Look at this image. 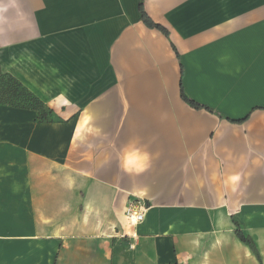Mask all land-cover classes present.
I'll list each match as a JSON object with an SVG mask.
<instances>
[{"label": "crops", "instance_id": "1", "mask_svg": "<svg viewBox=\"0 0 264 264\" xmlns=\"http://www.w3.org/2000/svg\"><path fill=\"white\" fill-rule=\"evenodd\" d=\"M139 2L0 0V264H264V0Z\"/></svg>", "mask_w": 264, "mask_h": 264}, {"label": "trees", "instance_id": "2", "mask_svg": "<svg viewBox=\"0 0 264 264\" xmlns=\"http://www.w3.org/2000/svg\"><path fill=\"white\" fill-rule=\"evenodd\" d=\"M144 1L140 0L139 10L141 12V19L143 23L153 29H159L165 35L168 36V31L159 24H156L147 14L144 7ZM183 73V71H182ZM181 94L183 99L191 105L193 108L202 109L205 106L200 105L193 100L189 99L181 83ZM0 105L10 106L20 109L34 110L38 113V120L40 122H50L53 120V110L48 108L46 104L32 93L27 87H25L17 78L10 74H0ZM210 110L209 108H206ZM211 111V110H210ZM233 122V121H232ZM236 236L240 241L247 244L251 250L255 253L259 261H261L260 254L255 246L253 240L245 235L243 231L238 227L236 230Z\"/></svg>", "mask_w": 264, "mask_h": 264}, {"label": "built area", "instance_id": "3", "mask_svg": "<svg viewBox=\"0 0 264 264\" xmlns=\"http://www.w3.org/2000/svg\"><path fill=\"white\" fill-rule=\"evenodd\" d=\"M147 204L143 200H131L126 210V218L133 227L138 226L145 220Z\"/></svg>", "mask_w": 264, "mask_h": 264}, {"label": "clouds", "instance_id": "4", "mask_svg": "<svg viewBox=\"0 0 264 264\" xmlns=\"http://www.w3.org/2000/svg\"><path fill=\"white\" fill-rule=\"evenodd\" d=\"M138 155L140 156L143 164V168L141 170H146L151 165L152 153L147 150V146L145 145L139 150Z\"/></svg>", "mask_w": 264, "mask_h": 264}]
</instances>
